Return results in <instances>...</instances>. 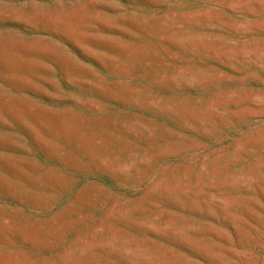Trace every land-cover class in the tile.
Instances as JSON below:
<instances>
[{"label": "rangeland", "instance_id": "rangeland-1", "mask_svg": "<svg viewBox=\"0 0 264 264\" xmlns=\"http://www.w3.org/2000/svg\"><path fill=\"white\" fill-rule=\"evenodd\" d=\"M0 264H264V0H0Z\"/></svg>", "mask_w": 264, "mask_h": 264}]
</instances>
